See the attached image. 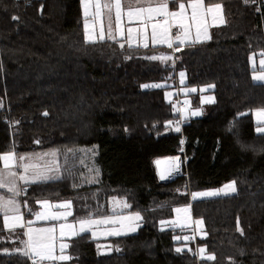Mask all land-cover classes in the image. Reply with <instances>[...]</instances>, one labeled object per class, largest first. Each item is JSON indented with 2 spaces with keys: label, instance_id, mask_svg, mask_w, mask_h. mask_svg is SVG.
<instances>
[{
  "label": "trees",
  "instance_id": "trees-1",
  "mask_svg": "<svg viewBox=\"0 0 264 264\" xmlns=\"http://www.w3.org/2000/svg\"><path fill=\"white\" fill-rule=\"evenodd\" d=\"M205 2L222 4L225 24L172 53L86 40L81 0H0V157L56 149L60 159L58 179L27 186L26 208L69 201L76 219L102 217L119 197L143 216L128 235L77 234L65 260H33L0 230V264H264V133L254 121L264 109V82L253 77L264 68L251 65L264 57V0ZM180 69L187 86L212 83L216 96L182 127L165 97L170 86H150L176 82ZM181 148L182 174L161 181L155 159ZM85 157L97 167L94 182L84 179ZM230 181L234 194L192 198ZM180 204L203 221V236L184 241L180 228L162 227Z\"/></svg>",
  "mask_w": 264,
  "mask_h": 264
},
{
  "label": "rangeland",
  "instance_id": "rangeland-1",
  "mask_svg": "<svg viewBox=\"0 0 264 264\" xmlns=\"http://www.w3.org/2000/svg\"><path fill=\"white\" fill-rule=\"evenodd\" d=\"M86 0H81V4L85 5ZM248 2H254L255 0H247ZM167 59L172 62L173 58L170 55L166 56ZM264 57H252L251 58V65L253 68H264ZM183 73V75H181ZM256 73V72H255ZM259 73V72H257ZM186 77L187 73L185 70H178L177 71V81L175 80H168L165 79L161 82H153L150 84V86L160 85V87H167L170 86L165 90V97L167 100L172 101L175 109L180 115L182 116V119H187L190 117H199L202 116L205 113V110L209 105L214 103L216 101L215 93L213 90V84H204L200 86H187L186 85ZM195 99H199L197 102H195ZM257 110L254 113V121L257 124L258 127H264V123L260 122V120L257 117ZM256 128V129H257ZM7 154V153H6ZM5 154V155H6ZM36 156V157H35ZM20 157H23L24 159H20ZM86 160L83 162L85 171L83 172L84 179L87 182H94V180H89V178L94 176V171H96L97 167L93 166L88 161L89 157H85ZM88 158V159H87ZM16 160V162L14 161ZM8 167H5V163L2 160V165L0 166V180L3 181L4 184L7 185V187H2L5 192L0 190V197L3 198L4 201H14V203L7 204L6 209H2L5 213H10L11 216H15L16 214L20 213L23 215V217H27L28 213V223L31 221V223H34V221H37L38 215L46 217L45 219H41L42 221H53V220H61L64 219V217H70L68 216L67 209L62 206L61 204L65 201H52L48 199H43L37 202V204H30L29 207H27L25 210L22 211V198H21V189L24 186H19V180L22 182V184H27L32 182L34 179L32 177V174L36 173V170L38 168H42L44 170H50V173L44 176L49 177H59L60 172H57L54 170L57 166H59L60 159L58 157V151L56 149L48 150L44 152L43 154L38 151V154L35 155L33 152L26 153L23 155H18L16 159L14 157L10 159L8 162ZM11 170L13 172H11ZM26 172L27 174H24ZM94 172V173H93ZM14 173L15 175H12ZM29 174V175H28ZM23 176L24 179H20V177ZM233 181H230L226 183L225 185L230 184ZM235 182V181H234ZM225 185L220 187H212V188H206L194 191L193 193H206V192H216L221 189L223 191L219 192L218 195H212V196H197L193 197V199H208V198H215L219 196H225V195H231L234 194L237 191L236 183H235V192H231L228 189L225 188ZM15 188V192L9 191V188ZM1 188V187H0ZM26 200V198H25ZM47 202V203H44ZM24 209V208H23ZM129 209V203L126 201L125 198H119L115 197L112 198L110 201L109 210L110 213L105 215V217H94L87 220V224L83 226L84 218H80L82 220H78L77 224L79 227H83L90 230L92 233L93 238H109L111 236H121V235H128L131 233L136 232L139 227L142 225V213L139 211L131 212L128 211ZM179 209V211H177ZM17 212V213H14ZM139 214L140 219H136V214ZM56 218H53V217ZM73 220V219H72ZM59 222L57 224H60V235L66 234L69 231L72 230V233L75 231V222L72 223H66ZM56 225L54 222H50L48 225ZM36 225V224H34ZM61 225L64 227L61 228ZM162 227H175L180 228L182 231L179 234V237L182 238L184 241H190L191 236L195 235L194 233L198 234V236L204 235V229H203V221L199 218H193L191 213V206L189 204H180L177 205L174 208V216L170 219L163 220L162 221ZM131 228H135V231H131ZM54 232V231H53ZM52 233H49V239L52 236ZM82 233L86 232L81 231ZM116 233H119L117 235ZM9 236L13 240H18V246H15V249H19L21 253L28 252L29 253V241L27 239V236L25 237L24 231L20 229H13L9 231ZM4 238L3 234H0V240ZM64 239H60V242L62 243L60 245V248H56L54 243H49L46 241L44 247L45 248H39L38 246H33V255H35L36 252H41L44 254V251L47 252L50 249L54 250V254H52L53 257H57L55 260H61L58 259L60 256L68 257V253L65 252L67 247L62 249V245H66V242H64ZM106 245V244H105ZM69 246V245H68ZM105 251L109 250L110 247L104 246ZM201 249L204 251L201 252ZM5 251V250H3ZM51 252V250H50ZM199 252L201 256H204L205 253V247L200 246ZM47 255V254H44ZM31 257V255H30ZM206 257V255L204 256Z\"/></svg>",
  "mask_w": 264,
  "mask_h": 264
},
{
  "label": "crops",
  "instance_id": "crops-1",
  "mask_svg": "<svg viewBox=\"0 0 264 264\" xmlns=\"http://www.w3.org/2000/svg\"><path fill=\"white\" fill-rule=\"evenodd\" d=\"M167 2V11L171 12H180L179 4L183 3L185 5V9L183 11L182 16L172 17L171 15H164L162 12H149L147 9H155L159 8L161 4ZM97 0H86L85 5L81 4L82 12L84 15V25L87 24V28L85 27V37L88 40V37H94V40H99L100 35L103 32L104 39H111L109 38V32L111 35L115 37L112 40H122L124 43L128 44L131 47H142V48H153V47H165L172 50V53L176 48L179 46L188 44V43H199L204 42L210 39L212 31L225 24L226 17L224 14V8L221 3H206L205 0H202V4L199 8L196 9V19H192L193 8L191 7L192 4L197 3V0H185V1H177L173 2V0H121V16L119 22H117L116 18V10L114 7L115 0H99L101 5L99 15H97L96 5ZM105 3L111 4L112 7L105 8L103 5ZM87 5V9H86ZM216 5H220L219 9H216ZM212 8L213 11L209 12L208 9ZM137 9H143L144 11L140 12L138 15H133L132 17L128 16V12H136ZM87 10V16L85 12ZM151 17V18H149ZM221 19L224 21L221 23ZM153 25H156L155 30L153 29ZM131 30V31H129ZM154 38L155 41L154 42ZM89 41V40H88ZM163 41V42H161ZM147 44V47H145ZM171 44V47H169ZM258 75H264V71H260L259 73H254L253 77ZM256 82H264L262 80H256ZM12 154L14 159L18 156L15 152H9ZM7 153V154H9ZM43 154L44 152H40ZM33 154L37 155L38 152H33ZM36 157V156H35ZM16 162V160H14ZM54 170L60 172V167L57 166ZM11 172H13L11 170ZM50 173V170H44L42 168H38L36 173L32 174L33 179L37 176L47 175ZM24 174H27L24 172ZM29 175V174H28ZM20 185L27 187L30 183L22 184L19 180ZM1 191L5 192V190L1 187ZM64 206L68 211V216L64 217L61 220H53V221H42L41 219L37 218V221L34 223H28V216L23 217L20 213L16 214L15 216H20L21 219L19 222H15L12 220L8 221V224H14V227L9 228L4 221V216L7 214L9 217L11 216L10 213L3 212L0 209V230L10 231L13 229H20L24 231L25 237L29 241V256H37L33 255V246L38 245H45L46 241L49 243H54L56 248H60L62 244L60 239H64L68 248L70 243V238L76 236L77 234L82 233L81 229L83 227H79L77 224L78 220L73 217V205L69 201H65L61 204ZM26 209V208H25ZM22 207V211L25 210ZM17 213V212H14ZM105 217V216H102ZM94 217L84 218L83 226L87 224V220ZM100 218V217H99ZM73 219V220H72ZM56 223L54 226L48 225L49 223ZM59 222L72 223L75 222V231L72 233V230L66 234L60 235V224ZM36 224V225H34ZM54 229V232L49 239L48 232H41V229ZM31 230V231H30ZM86 232H89L92 236L90 230L84 228ZM31 237V240L29 239ZM112 237V236H111ZM108 245V243H106ZM39 247V246H38ZM42 248V247H39ZM45 248V247H43ZM50 255L54 254V250L50 249ZM44 254H49V251L45 252Z\"/></svg>",
  "mask_w": 264,
  "mask_h": 264
},
{
  "label": "snow or ice",
  "instance_id": "snow-or-ice-1",
  "mask_svg": "<svg viewBox=\"0 0 264 264\" xmlns=\"http://www.w3.org/2000/svg\"><path fill=\"white\" fill-rule=\"evenodd\" d=\"M173 2H175V0H173ZM245 2H247V0H245ZM201 4H202V0H197V3L191 5V7L193 8V14H192V19H193V20L196 19V16H197L196 9L199 8V7L201 6ZM95 7H96V10H97V15H99L100 8H101V5H100V3H99V0H97V3H96V5H95ZM103 7H105V8H109V9H110V8L112 7V5H111V4H108V3H105V4L103 5ZM114 7H115V10H116V18H117V22H119V20H120V16H121V0H115ZM167 7H168L167 2H165V3L161 4L159 8H155V9H151V8H150V9H147V11H149L150 13H151V12L161 13V12H162L164 15H171L172 17L175 18V17H178V16H182V15H183V11H184V9H185V5H184L183 3L179 4L180 12H171V13H169V12L167 11ZM215 7H216V9H219V8H220V5H216ZM86 9H87V5H86ZM142 11H144V10H143V9H137V11H136L135 13L132 12V11H129L127 14H128L129 17H132L133 15H138V14H139L140 12H142ZM208 11H209V12H212L213 9H212V8H209ZM85 15L87 16V10H86V12H85ZM149 18H151V17H149ZM13 19H18V17H13ZM220 22L223 23L224 21L221 19ZM85 27L87 28V24L85 25ZM155 28H156V25H153V29H154V30H155ZM129 31H131V30H129ZM109 38H111V39H115V37L111 35V32H109ZM100 39H101V40L104 39L103 32H102L101 35H100ZM88 40H89L90 42H95L94 37H91V36L88 37ZM154 42H156V41H155V38H154ZM161 42H163V41H161ZM121 46H123V45H121ZM145 47H147V44H145ZM169 47H171V44H169ZM261 55H264V53H261ZM262 63H264V61H262ZM181 75H183V73H182ZM254 79L264 81V75H258V76H255ZM155 86H156V87H160V85H155ZM145 87H148V85H145ZM256 114H257V117H258V119L260 120V122L264 123V109H259V110H257V113H256ZM45 115H47V113H45ZM176 130L179 131V128H177ZM256 131H257L258 133H264V127H258V128L256 129ZM12 158H13V156H12L11 153L6 154V155L0 157V159H2V160L4 161V163H5V167H8V163H7V162H8L10 159H12ZM20 159H24V158H23V157H20ZM12 175H15V174L12 173ZM58 178H59V177H49V176L41 175V176H37V177L33 180V182L46 181V180H49V179H58ZM164 178H165V177L161 176V179H164ZM20 179H24V177L21 176ZM0 187H7V185L4 184L2 180H0ZM225 188L228 189V190L231 191V192H235V191H236V188H235V182L233 181V182H231L230 184L225 185ZM8 190H9V191H12V192H15V188H14V187H13V188H9ZM221 191H223V189H221V190H219V191H216V192L193 193V197L195 198V197H197V196H212V195H218L219 192H221ZM10 203H14V201H11V200H9V201H4L3 198L0 197V209H6L7 204H10ZM44 203H47V202H44ZM177 211H179V209H178ZM45 218H46V217H44V216L38 215V219H45ZM53 218H56V217L54 216ZM20 219H21L20 216L9 217L7 214H5V216H4L5 224H6L9 228L14 227V224H8V221H9V220H12V221H15V222H19ZM136 219H137V220L140 219V216H139L138 213L136 214ZM29 223H31V221H29ZM82 223H83V222H82ZM63 227H64V226L61 225V228H63ZM130 230H131V231H135L136 229H135V228H131ZM30 231H31V230H30ZM39 231H41V232L52 233V232L54 231V229H52V228H49V229H41V230H39ZM81 231H84V229L82 228ZM116 234L119 235V233H116ZM29 239L31 240V237H30ZM177 239H179V238H177ZM38 246H39V247H44V245H38ZM48 247H49V254H48V255H44V254L41 253V252H36L35 255L40 256L41 259H57V257H53V256L50 255V246H48ZM65 247H67V245H62V249L65 248ZM117 250H119V249H117ZM16 251L19 252L20 250L17 249ZM177 251L179 252V251H181V249H177ZM203 251H204V250L201 249V252H203ZM5 252H7V249H5ZM22 254L25 255V256L29 255L28 252H23ZM58 259L65 260V259H68V257L60 256V257H58ZM207 259L211 260V259H214V257H213V256H208Z\"/></svg>",
  "mask_w": 264,
  "mask_h": 264
},
{
  "label": "water",
  "instance_id": "water-1",
  "mask_svg": "<svg viewBox=\"0 0 264 264\" xmlns=\"http://www.w3.org/2000/svg\"><path fill=\"white\" fill-rule=\"evenodd\" d=\"M175 161L176 166H179L180 163V155H173V156H163L155 159L154 164L156 167V172L158 177L161 179V176L165 177L166 175V170H167V163L169 161ZM167 179V178H164Z\"/></svg>",
  "mask_w": 264,
  "mask_h": 264
},
{
  "label": "built area",
  "instance_id": "built-area-1",
  "mask_svg": "<svg viewBox=\"0 0 264 264\" xmlns=\"http://www.w3.org/2000/svg\"><path fill=\"white\" fill-rule=\"evenodd\" d=\"M179 114H180V113H179ZM175 123H176V126H180V127H182V125H183V119H182V116H181V115H180L179 118L176 119ZM183 151H184V149L181 148L180 151H179V153L176 154V155H180V163H179V166H176V167H179V172H178L177 174H175L173 177L170 176V178H174V177H177V176H179V175L182 174V166H183V161H184V160H183V157H182V153H183ZM185 160H187V158H185ZM166 180H167V179H161V181H166ZM20 194H21V198H22V207H23V208H26L27 203H26V201L24 200V197H25V195L27 194V187H23V188L21 189ZM31 259H33V260H38V257H32Z\"/></svg>",
  "mask_w": 264,
  "mask_h": 264
},
{
  "label": "bare ground",
  "instance_id": "bare-ground-1",
  "mask_svg": "<svg viewBox=\"0 0 264 264\" xmlns=\"http://www.w3.org/2000/svg\"><path fill=\"white\" fill-rule=\"evenodd\" d=\"M166 166H167V170H166L165 178H170V176L173 177L175 174L179 172V167H176L174 160L169 161Z\"/></svg>",
  "mask_w": 264,
  "mask_h": 264
}]
</instances>
